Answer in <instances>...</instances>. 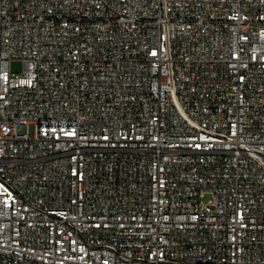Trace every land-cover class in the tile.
Listing matches in <instances>:
<instances>
[{
  "label": "built area",
  "instance_id": "obj_1",
  "mask_svg": "<svg viewBox=\"0 0 264 264\" xmlns=\"http://www.w3.org/2000/svg\"><path fill=\"white\" fill-rule=\"evenodd\" d=\"M0 264H264V0H0Z\"/></svg>",
  "mask_w": 264,
  "mask_h": 264
},
{
  "label": "rangeland",
  "instance_id": "obj_2",
  "mask_svg": "<svg viewBox=\"0 0 264 264\" xmlns=\"http://www.w3.org/2000/svg\"><path fill=\"white\" fill-rule=\"evenodd\" d=\"M11 68H12V71L13 72H21V73H23V71H24V62H23V60H21V59H14L11 62ZM211 198H212V195L211 194H207V195H205V197H203V200L205 202H207Z\"/></svg>",
  "mask_w": 264,
  "mask_h": 264
}]
</instances>
